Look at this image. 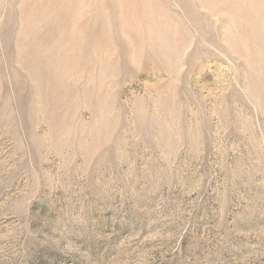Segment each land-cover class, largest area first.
Here are the masks:
<instances>
[{
  "label": "rangeland",
  "instance_id": "1",
  "mask_svg": "<svg viewBox=\"0 0 264 264\" xmlns=\"http://www.w3.org/2000/svg\"><path fill=\"white\" fill-rule=\"evenodd\" d=\"M0 264H264V0H0Z\"/></svg>",
  "mask_w": 264,
  "mask_h": 264
}]
</instances>
